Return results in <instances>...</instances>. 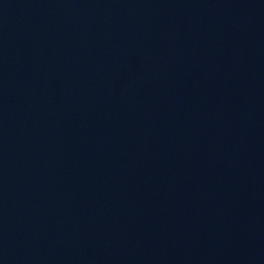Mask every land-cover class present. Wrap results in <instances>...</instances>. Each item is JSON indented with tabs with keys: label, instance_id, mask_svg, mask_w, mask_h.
Masks as SVG:
<instances>
[{
	"label": "water",
	"instance_id": "water-1",
	"mask_svg": "<svg viewBox=\"0 0 264 264\" xmlns=\"http://www.w3.org/2000/svg\"><path fill=\"white\" fill-rule=\"evenodd\" d=\"M0 264H264V0H0Z\"/></svg>",
	"mask_w": 264,
	"mask_h": 264
}]
</instances>
